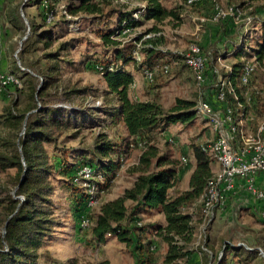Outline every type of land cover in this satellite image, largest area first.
Here are the masks:
<instances>
[{
	"label": "trees",
	"instance_id": "obj_1",
	"mask_svg": "<svg viewBox=\"0 0 264 264\" xmlns=\"http://www.w3.org/2000/svg\"><path fill=\"white\" fill-rule=\"evenodd\" d=\"M29 1L41 9L44 24L31 20L24 9L21 10L22 7L14 2L7 4L4 13L6 22L21 35L18 42L21 50L17 57L25 70L21 69L15 56L14 64L18 71L8 72L22 80V87L14 88V91L21 94L23 100L20 101L16 96L5 107L3 116H0L3 118L0 124L9 129L8 137L3 138L0 145V170L6 172L16 169L13 193L8 192L6 197L0 199V264H41L43 256L39 249L51 237L57 224L52 200L55 184L59 182L56 175L64 178V186L70 193L72 217L77 221L78 231L89 230L92 244L100 246L109 238H115L136 253L145 250L143 239L146 236L149 240L146 249L152 255L158 248L155 241L150 240L154 237L167 246L165 264H190L197 250L202 253L200 248L194 249L192 244L197 240L196 232L201 223L199 202L208 180L213 176V161L201 146H193L195 169L188 189L184 190L182 178L185 169L160 154L152 133H164L169 125L180 123L187 126L192 123L197 119V103L178 100L176 106L166 111L155 101L134 99L131 96V85L135 78L127 68L131 66L144 73L145 70L171 64V73L175 66L186 67L180 55L173 56L162 50L167 45L165 37L153 35L161 32L165 25L172 28L182 26L190 12L197 7L202 8L208 1L202 0L189 8L185 0V7L190 12L185 11L184 6L171 8L162 0H140L144 7L132 11H126L129 5L117 0H76L77 5L68 6L71 16L83 15L98 21L115 16L113 27L111 22L102 21L106 28L98 31L104 46L112 48V57L96 61L82 56L83 60L79 62V65H86L88 70H96L107 84V90L102 94L104 103L101 106L94 104L91 108L75 104V100L84 96L87 89H76L71 85L66 87L62 80V53L68 51L70 46L64 43L57 50H51L54 36L51 30L46 29L49 25L47 18L54 12L58 0ZM258 1L240 0L236 6L244 9V17L251 16L253 24L260 25L259 30H254L257 34L255 47L249 46L252 40H245V46L250 54H255L259 61L264 62V5L258 9L259 16L253 15L254 3ZM107 8L111 10L105 15ZM135 13L141 19L136 20L133 16ZM148 21H153L154 26L136 37L139 41L144 40L139 53L140 60H136L133 58L134 51L122 47L119 36L123 32L124 22L129 30L135 31L144 27ZM238 42L232 44V55L236 61L231 83L239 100L246 103L243 87L240 86L243 69L240 57L248 52L239 48ZM97 66H101L103 71L99 72ZM161 74L165 75L157 70L153 83ZM89 93L98 97V90H89ZM229 102L234 104L232 98H229ZM261 103L257 107L263 109L264 102ZM107 121L112 125L123 124L127 136L125 142L138 146L142 143L143 150L138 164L133 168L136 177L132 187L97 208H89L88 193L74 182L79 170L86 166L92 167L95 175H101L104 179V184L96 182L97 186L103 190L112 187L118 170L124 165V146L110 141L107 133H99L93 149L76 151L72 161L68 160L70 153L57 150L59 154H50L48 148L53 146L57 149L59 140L67 131L92 129ZM155 213L164 217V224L139 225L142 223L141 215ZM85 220L88 221L86 228L82 225ZM233 248L235 246L232 242L227 241L221 251L222 255L217 256L213 264H226V254ZM255 251L248 249L246 255L253 257L258 254ZM144 257L142 263H153L151 257ZM261 264H264V258Z\"/></svg>",
	"mask_w": 264,
	"mask_h": 264
},
{
	"label": "rangeland",
	"instance_id": "obj_2",
	"mask_svg": "<svg viewBox=\"0 0 264 264\" xmlns=\"http://www.w3.org/2000/svg\"><path fill=\"white\" fill-rule=\"evenodd\" d=\"M1 1V7L3 9L6 8L9 2H14L22 7H20L21 10L24 9V12H26L31 20H34L38 24H44L41 9H39L37 5L30 3L31 1ZM163 1H166V5L171 8L174 6H184L185 11L190 12V10L185 7V0ZM207 1L208 4L202 5V8L199 9H197V7L192 11L193 13L190 12L188 14L182 24L183 26L178 28H172L169 25L162 26V31L165 33V39L167 41V45L163 46L162 50L172 53L173 56L180 55L196 39L194 35L196 30L192 22L193 17L205 16L209 18L215 13L217 5L227 7L239 4L240 2V0ZM25 4L27 5L26 7H24ZM77 4L76 0L56 1L54 14L52 15V19L48 21L49 25H47L46 29L51 30L54 36L52 51L57 50L59 46L64 43L70 46L68 51L62 53V60H64L60 63L62 68V80L66 87H70L71 85L76 89H87V93L84 96H79L75 100V104L84 108H91L94 104H97V101H100V106L104 103L102 94L103 91L107 90V84L103 76L96 70H88L86 65H79V62L83 60L82 56H88L96 61L112 57V48L104 46L98 36V31L106 28L104 27V23L106 22H111L110 25L113 27L115 24V16L113 15L111 18L98 21L96 18L93 19V17L69 15L68 6ZM142 5H144V3L140 0H131L129 8L126 9V11L135 10ZM263 5L264 0H259L254 3V17L256 15L259 16L258 9L260 10V7ZM110 10L111 8H107L104 14L107 15L110 13ZM102 21L104 22L103 24ZM153 24V21H148L145 26L140 29L121 34L119 40L123 43L122 47L140 53L143 48L144 40L139 41L136 37L145 32V30L153 27ZM5 25L6 19L4 12L0 9V29H2L4 37H6V35L10 37L8 39L6 37L5 39L11 40L16 37V40L11 43V55L14 56L16 51L21 50V46L18 43L19 40H21V35L17 30L13 29L12 26L6 28ZM215 25L219 26L215 27L214 24H207L200 30V44L203 50L210 53L214 58L222 56V63L220 64L222 67H220L219 64L218 67L221 74H224L226 72V66L234 65L236 61L233 56L234 53L232 48H229L228 44L241 40L240 43L243 42L241 43L243 44L241 48L249 53L248 48L245 46V40H252L249 46L250 48H254V40L257 36L254 30H259L260 25L254 23L246 26L241 20L237 22V24L233 20H225ZM217 28L218 30L216 31ZM6 32L8 33L6 34ZM244 34H246V36L243 41L242 38L239 40ZM224 54H227L225 58L223 57ZM248 59L253 60V56L248 57ZM258 63V69L253 75L249 86L243 87L244 97L250 101L249 106L251 107V113L255 116L257 124L264 122V108L261 109L257 107L259 104H262L261 102H264V62L258 61ZM10 65L16 67L14 59L10 62ZM127 70L134 75V81L137 84V87L131 90L132 98L142 101H155L166 111L176 106L178 100L197 103L201 98L205 97V95L203 96L204 93L207 94L208 88H199L190 71L183 66H175L170 74L159 75L156 82L153 84L145 80L142 70H135L131 66L128 67ZM89 90H98V94H96L98 97L96 96L97 98H95V96H92ZM257 97L259 98L258 103L255 101ZM4 109V100L0 97V116H3ZM0 120H3V118H0ZM8 130L7 127L0 124V145L2 139L8 137ZM75 131H67L59 140L57 149H54L52 146L48 148V152L50 154H53V152L59 154L57 150H62L65 153H70L68 155V160L72 161V156L75 155L76 151L83 152L93 149L96 137L99 133H107L110 141L115 144H121L125 148L124 165L118 170L117 178L112 187L105 189L102 194L98 195L100 205L117 198L123 194L126 188L133 185L136 177L133 168L139 162L143 147L135 143L128 145V141L127 143L125 142L127 136L123 124L112 125L107 121V123H102V125L92 129L82 128L79 131ZM152 135L154 144L159 148L160 154L170 161L176 162L179 168H183L181 164L182 157L193 159V146L208 144L213 139L208 123L198 116L197 119L187 126L181 125L180 123L169 125L166 127V132L162 133L161 131H155ZM170 138L174 140V143L169 141ZM187 168H190V162ZM15 174L16 169H9L6 172L0 170V199L6 197L8 192L13 193L12 188ZM56 176L59 182L55 184L56 189L52 195V200L55 204L57 224L53 228L51 237L45 241V244L39 249V253L43 256L40 262L41 264H144V262L142 263L141 261L146 258L144 256L151 257L153 261L152 264H165L164 257L167 252V246L154 237H151L150 240L155 241L158 248L152 255H150L146 249V244L149 242L146 236L143 239L145 252L140 250L135 253L133 249L120 243L115 238H109L106 243L100 246L92 244L89 230H84L82 232L78 231L77 221L72 217L69 199L70 193L67 191L66 186H64V178L61 175ZM182 186L185 187L186 183H182ZM83 189L87 192L86 188ZM256 213V211L252 212L246 207L239 208L237 212L234 211L231 213L232 217L229 221L225 220L221 225H219L221 221L219 220V216H217L211 225L213 228L210 226V231L215 234L211 235L213 237V243L215 244L214 247L209 242L210 239L208 235L204 244L205 247H200L202 256L196 257L194 255V259L190 264H213L217 256L222 255L221 251L226 240L231 241L235 246L233 249L237 250L236 254L232 252L226 254V264H261L264 258V221H261ZM141 218L144 226L161 224L164 220L163 216L157 213L152 215L144 214L141 215ZM221 230L222 238L215 237L221 235ZM1 232L2 227H0V233ZM240 244H245L249 248L256 250L255 252H258V254H256L257 256H248L245 257L246 259L241 258L239 250L242 249L246 251L247 248ZM215 246H217V248H215Z\"/></svg>",
	"mask_w": 264,
	"mask_h": 264
},
{
	"label": "built area",
	"instance_id": "obj_3",
	"mask_svg": "<svg viewBox=\"0 0 264 264\" xmlns=\"http://www.w3.org/2000/svg\"><path fill=\"white\" fill-rule=\"evenodd\" d=\"M117 1L125 5H129L131 2V0ZM201 1L187 0L186 6L191 8ZM141 7H144V5ZM53 14L54 12L48 15L47 21L52 19ZM244 15V9L239 6L221 7L217 5L213 16L209 18L205 16L193 17L192 22L196 30L194 34L196 39L180 54L182 62L192 74L199 88H208L207 94H203L205 97L197 102L195 109L197 116L208 123L213 134V139L208 144L202 145L201 149L210 156L214 163L219 165V170L214 172L208 180L199 202L201 223L196 234V248L205 247L204 244L208 238L210 226L217 217L218 212L226 207L228 194L235 192L238 182H244L245 190L252 197L264 200V189L260 188L256 181L257 176L264 173V122L256 123L248 99L246 103L239 100L236 89L231 83L233 65H227L226 72L221 74L218 64L222 67L220 65L222 56L214 58L210 53L205 52L200 44L199 32L207 24L215 25L225 20H233L236 24L241 20L246 26L253 24V18L251 16L244 17ZM133 16L136 20L141 19L138 13ZM128 31L131 30L127 28L126 22H124L122 34ZM153 36L166 38L163 31ZM245 36L246 34L241 36L242 41ZM146 37L149 38L150 36ZM241 43L238 45L239 48L243 47ZM248 54H243L240 57V62L243 65L240 77L241 87L249 86L259 65L256 55ZM226 55L224 54L223 57L225 58ZM251 56H253V60L248 59ZM133 58L140 60L139 53L134 52ZM19 66L21 67L20 64ZM21 69L25 70L22 67ZM97 70L102 72L103 68L97 66ZM157 70L167 75L171 71V64H165L153 70H145V80L153 83ZM11 87L21 88L22 80L10 72H1L0 90H8ZM136 87V82H133L131 89L133 90ZM228 97L233 99L234 104H230ZM96 105L99 106L100 102H97ZM169 141L174 143L171 138ZM140 146H142V143H140ZM189 162L187 157L181 158L183 167H188ZM74 182L87 189L89 208L100 205L98 195L105 190L97 186L96 182L104 184L103 176H96L92 167L86 166L79 170ZM190 211H193V209H190ZM259 217L264 221V209L259 211ZM87 224L88 221L86 220L82 223L84 227ZM139 225L141 226L142 223H139Z\"/></svg>",
	"mask_w": 264,
	"mask_h": 264
},
{
	"label": "crops",
	"instance_id": "obj_4",
	"mask_svg": "<svg viewBox=\"0 0 264 264\" xmlns=\"http://www.w3.org/2000/svg\"><path fill=\"white\" fill-rule=\"evenodd\" d=\"M1 2L2 1L0 0V9L5 13V9L6 8L3 9L1 7ZM162 2L166 5V3H165L166 1L164 2L162 0ZM9 26L11 27V25L8 22H6L5 27L8 28ZM214 26L217 27L219 25H214ZM217 30H218V28L216 29V31ZM7 33L8 32H6V34ZM6 37H7V39L10 38L8 35H6ZM6 37H4L3 32H2V29H0V73L1 72H8V71L17 72L18 71L16 69L17 67H14V66H11L10 65V62H12V60L15 58V55H16V53L14 54V56L11 55V48H12V44L11 43H13L16 40V37H14L11 40L5 39ZM232 44H233V42H231L230 44H228L229 45V48L232 47ZM16 96L18 97L17 99H20V101L23 100V97L21 96V94L18 95L17 93H15L14 88H12V87L9 88L8 90H2V91H0V97L4 100L5 107H7L11 103L12 99L14 100L16 98ZM191 159H189V161H190V168L191 169L190 168L189 169L188 168L186 169V167H183V169H185V172L183 174L182 183H186V186L185 187L182 186V188L184 190H187L188 189L191 175H192V173H193V171L195 169V160H194V157H193L192 161H191ZM191 162H192V164H191ZM212 170H213V173L214 172H217L219 170V165L217 163H214L213 162L212 163ZM256 181H257V185L260 188L264 189V173H260L257 176ZM131 187H129V188H131ZM129 188H126V189H129ZM242 207H246L247 209H250L252 212H255L256 211L257 212L256 214H258V216H259V211L262 210V209H264V200H259V199H256V198L252 197L245 190V188H244V182L243 181H240V182H238V186H237L235 192L228 194L226 207L223 210H220L218 212V214H217V216H219V220L221 221L219 223V225H221V223H223L225 220L226 221H229L231 219V217H232L231 213L234 212V211L237 212V210H239V208H242ZM196 220H197V218H196ZM260 220L263 221L261 218H260ZM164 223H165V219L163 220L162 224H164ZM211 227L213 228V226H211ZM198 229H199V227H198ZM198 229H197V232H198ZM220 234H221L220 236L218 235V236H215V237H217V238H220L221 237L222 238V230H221V233ZM223 234H224V232H223ZM208 235H209V239H210L209 242L214 247L215 244L213 243V237L211 235H215V234H213V232L210 231V228H209V234ZM225 242H227V240ZM196 243L197 242H195V243L192 244V247L194 249H196V247H195L196 246ZM240 245L246 246L245 244H240ZM215 248H217V246H215ZM248 249L250 251L251 250H254L253 248L247 247V250ZM236 251L237 250L233 249L231 252L234 253V254H236L237 253ZM239 254H241L240 256L243 259H246L245 257H248L246 255L247 254L246 251H243L242 249L239 250ZM195 256L196 257L202 256V253L197 250V252L195 253ZM193 259H194V257H193ZM229 264H233V263H229ZM243 264H245V263H243Z\"/></svg>",
	"mask_w": 264,
	"mask_h": 264
},
{
	"label": "water",
	"instance_id": "obj_5",
	"mask_svg": "<svg viewBox=\"0 0 264 264\" xmlns=\"http://www.w3.org/2000/svg\"><path fill=\"white\" fill-rule=\"evenodd\" d=\"M24 39H26V37H25ZM24 39H23V40H24ZM18 52H19V50L16 52V57H17V53H18ZM17 60H18V64H20L18 57H17Z\"/></svg>",
	"mask_w": 264,
	"mask_h": 264
}]
</instances>
